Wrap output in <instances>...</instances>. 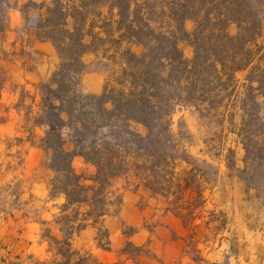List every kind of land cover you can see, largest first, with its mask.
Instances as JSON below:
<instances>
[{
    "label": "trees",
    "instance_id": "1",
    "mask_svg": "<svg viewBox=\"0 0 264 264\" xmlns=\"http://www.w3.org/2000/svg\"><path fill=\"white\" fill-rule=\"evenodd\" d=\"M0 0V33L9 12ZM38 19L27 34L50 42L60 59L40 85L35 127L48 155L52 199L64 198L58 223L62 238L48 232L51 248L72 263L73 239L98 228L110 248L104 219L122 203L115 186L126 180L156 195L181 200L189 188L203 195L197 169H182L171 117L178 105L194 107L223 124L241 113L238 135L246 161H264V0H43L30 1ZM192 19V32L185 22ZM232 27L236 32L231 31ZM194 48L185 57L181 40ZM143 44L137 54L133 45ZM93 52L107 73L103 91L82 90L83 57ZM243 76V81L241 80ZM0 100V108H1ZM31 109V108H30ZM82 158L90 169L79 172ZM190 163V162H189ZM256 167V166H255ZM195 170L196 173L194 172ZM86 260V261H85Z\"/></svg>",
    "mask_w": 264,
    "mask_h": 264
},
{
    "label": "rangeland",
    "instance_id": "2",
    "mask_svg": "<svg viewBox=\"0 0 264 264\" xmlns=\"http://www.w3.org/2000/svg\"><path fill=\"white\" fill-rule=\"evenodd\" d=\"M30 1L12 0L11 5L21 3L25 9ZM6 3L7 0L2 3L3 9L7 8ZM23 12L25 22L21 29L0 33V217L26 219L25 213L29 217H36L42 207L54 208V205L62 203V200H57L53 204L49 203V206L45 204L46 197L43 195L45 190L48 194L49 182L54 174L46 165L49 154L40 146L45 128L35 127V121L31 118L34 115L31 111L35 113L39 109L40 85L50 80L60 59L52 43L39 45L38 40L26 32L34 28L38 11L29 8ZM194 27L192 19L185 22L187 31L192 32ZM231 31L235 33L236 28L232 27ZM261 43L264 44V30ZM181 48L186 58L193 57L194 48L189 40H181ZM133 50L141 54L145 46L138 43L133 45ZM83 62L86 68L82 77V90L91 94L84 90L85 76L102 74L105 85L107 73L103 61L93 52L87 53ZM93 80L90 82L93 83ZM230 118L227 114L225 122L219 124L217 119L202 116L194 107L178 105L171 117V130L177 140L179 154L188 160L182 161V169L194 167L198 170L194 172L202 174L208 187L216 185L212 197L210 191L205 194L208 199L206 207L202 205L199 209L203 215L201 219L212 223L209 232L215 230L218 236L229 232L233 251H237L241 245L243 252L245 246L253 245V241L257 242L254 247L264 251V161L254 164H251V160L246 161V149L238 135L241 113L233 121ZM260 139L264 143V133ZM74 166L79 172L90 169L82 158H77ZM115 189L122 203L128 194L143 190L135 188L126 180L118 182ZM146 195L141 196L140 203L143 206L147 205L148 198L153 197L150 193ZM54 211L57 209L54 208ZM119 211L114 215H118ZM241 212L250 229L256 231V238H249L246 243L240 240L239 244V238L233 231L237 227L234 217ZM45 216V213L42 214L41 219ZM123 228L125 234L133 231L126 224ZM48 232L51 233L48 225L43 224L42 234L49 242ZM106 242L107 238L103 237V244ZM80 246L77 239L76 247ZM126 249L135 251L130 242ZM252 249L247 250L249 254ZM53 256L51 254V260L55 259ZM66 259L63 257L62 261ZM91 263L99 264L95 259ZM0 264H23L14 247L5 242V237H0Z\"/></svg>",
    "mask_w": 264,
    "mask_h": 264
},
{
    "label": "crops",
    "instance_id": "3",
    "mask_svg": "<svg viewBox=\"0 0 264 264\" xmlns=\"http://www.w3.org/2000/svg\"><path fill=\"white\" fill-rule=\"evenodd\" d=\"M32 1L40 3L43 0ZM23 11L21 3L12 6L7 30L15 31L23 27ZM47 43L37 41L39 45ZM91 79H94L93 83L90 82ZM83 87L88 93L100 94L104 88L103 75L94 73L85 76ZM198 177L203 190L202 197L194 195L197 192L193 188H189L181 200H177L173 195H155L143 187L137 189L144 191L128 194L121 203L118 215L113 213L103 221L109 232L110 248L101 246L103 239H99L98 228L89 226L73 239V248L80 254L73 257L72 263L86 257L87 264H92L93 259L99 264H264V251L253 246L257 242L253 241V245L245 246L243 252L241 245L237 251H233L229 232L224 236H218L219 233L217 235L215 230L209 232L212 223L201 219L203 215L199 213V209L202 205L206 207L208 199L205 194L208 191L215 192L216 185L208 187L202 174L199 173ZM147 193L152 194L154 198H148L147 205L143 206L140 203L141 196ZM212 195L214 193L211 197ZM43 197H46L47 206L57 200H62V203L54 205L56 212L54 208L42 207L36 217H29L28 213L24 214L26 219L0 217V237H5V242L14 247L23 264H64V256L55 248H51L42 234L43 224H47L52 235L62 238L58 218L64 198L52 199L50 189L48 194L45 190ZM199 201H202V204H199ZM44 213L46 216L41 219ZM242 214L244 213L234 217V223H237L236 231L231 229L233 234H237L239 244L240 240L246 243L249 238L256 236V231L250 229ZM124 224L133 229L130 234L124 233ZM77 239L80 247H76ZM129 242L135 247V251L126 249ZM248 249H252L251 254ZM51 254L55 255L54 260H51Z\"/></svg>",
    "mask_w": 264,
    "mask_h": 264
}]
</instances>
